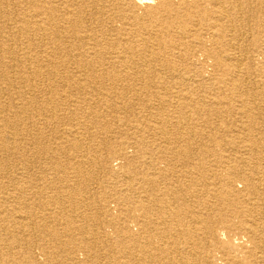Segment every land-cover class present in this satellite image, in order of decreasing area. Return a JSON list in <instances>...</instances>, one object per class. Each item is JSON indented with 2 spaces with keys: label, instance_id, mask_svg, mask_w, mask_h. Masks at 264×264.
I'll list each match as a JSON object with an SVG mask.
<instances>
[{
  "label": "rangeland",
  "instance_id": "rangeland-1",
  "mask_svg": "<svg viewBox=\"0 0 264 264\" xmlns=\"http://www.w3.org/2000/svg\"><path fill=\"white\" fill-rule=\"evenodd\" d=\"M2 1L0 116L4 117L1 120L4 119L5 122L0 120V204L1 209L9 212H33L34 218L23 219L26 230L11 221V233L1 231L5 244L0 246V264L128 262L125 250L131 251L137 246H133L135 242L131 238L122 235L121 238L120 231L130 229L128 232L137 233L134 223L136 216L140 214V207H134L125 200L134 195L140 198L144 195L146 182L143 178L146 176L145 170L150 157L155 162L161 161L159 168L165 169V174L158 179L155 192L164 194L165 189L173 183L168 177L177 175L175 178L180 184H187V190L184 191L186 202L197 213L205 209V204L199 197L207 198L208 195V183L198 177V172L202 174L209 168L218 167L216 155L243 156L245 160L233 165L241 167L249 166L257 160L259 165H252L256 170L264 172V0H228L227 10L240 9L243 18L250 23L232 32L234 37L230 40V45H226L227 54L222 62L214 56H208L207 50H203L201 46L192 47L184 56L168 58L173 51L182 49V38L188 39L184 35V28L177 23L181 13L176 11L167 13L169 18L177 20L172 26L163 24L158 27L160 22L155 21L148 23L150 27L138 31H133L129 25L113 28L110 23H93L95 30L104 36L100 45L95 48L96 58L100 67L111 71L109 74L100 70L91 73L89 64L95 62L89 58H84L88 61L83 62L80 58L77 60V57L69 61L68 72L61 74L55 71L54 62L48 58L50 46L41 48L37 42L36 0ZM124 1L133 4V0ZM173 2L178 4L179 0ZM199 3V7L194 9L197 10V16H200L202 10H222L219 0H199ZM112 10L113 15L117 16L119 11H128L129 8L127 5H119ZM204 28L200 30L204 45L210 48L216 46L212 36ZM112 34L136 37L137 59L133 56L132 60L125 59L128 57L127 53L124 54L126 46L123 43H111L108 38ZM106 36L108 37L105 39ZM73 41L74 46L80 45L78 40ZM158 43L162 47L156 50H161L162 55L153 53L148 56L149 52L145 53L147 48L154 52L155 44ZM244 54L249 60L237 64L235 57L245 59ZM230 68L231 73L235 71L241 75L233 89L220 90L217 89L218 83L213 85L208 81L212 76L222 78L230 84L227 73ZM165 81L167 82L164 83ZM46 99L50 102L54 99L55 102L49 104ZM153 106L155 109H152ZM182 111L185 112L184 118L181 116ZM251 141L259 142L257 151L252 150ZM210 153L211 162L209 159H197L208 158ZM177 154L194 158L193 164L190 162L189 166V159H179L175 165ZM182 162L187 163L189 170H194L191 172V183L185 181L184 175L179 171L186 169ZM167 163L175 166L176 171H169ZM100 164L105 168H101ZM134 178L136 186L141 181L138 189L131 188L132 185L129 184L130 179ZM75 190L80 194H76ZM7 195L11 196L10 199L4 200L1 197ZM5 216L6 214H1L0 218ZM116 217L119 221H113ZM6 221L0 222L6 224ZM231 221L234 222L232 225L222 224L220 239L232 242L240 257H243L247 253L240 250V244H244L246 248L253 244L247 236L239 239L244 234L236 226L237 222L234 219ZM186 224L184 232L191 231L192 236L186 235L187 237L179 240L180 249L173 253V257L179 260L183 256V249L188 252L193 249L192 255H188V263L205 264L202 256L210 242L205 240L203 228H199L190 215ZM140 241L144 243L146 239L141 238ZM152 241H159V245L171 242L170 239L155 238ZM161 256L157 255L158 259ZM114 259L118 261H113Z\"/></svg>",
  "mask_w": 264,
  "mask_h": 264
},
{
  "label": "bare ground",
  "instance_id": "bare-ground-1",
  "mask_svg": "<svg viewBox=\"0 0 264 264\" xmlns=\"http://www.w3.org/2000/svg\"><path fill=\"white\" fill-rule=\"evenodd\" d=\"M12 1H14V0H12ZM219 1L221 3L222 10H211L210 12L202 10V11H200V16H197V13H196L197 10H194V9L199 7V4H200L199 0H179L178 4L173 2V0H133L132 1L133 4H127L124 0H36V17H38V19L36 20V29L38 32L37 33V42L41 48L43 46L44 47L50 46L51 50L48 52V58L54 62V66H56V67H54L55 71H58L61 74L69 71L70 66L68 65V63L73 57H77V60H79V58H80V59L84 60L83 62L88 61V60H85L84 58H89L92 61H94L96 64L93 62H91V64H89V71L93 74L95 72H98V70H100L102 73L109 74L111 71L109 69L100 67V65L98 64L99 60L96 58L97 53L95 51L96 50L95 48H97L100 45L99 43H101L102 38L104 39V36L100 35L95 30V27L92 26L93 23L94 24L95 23H97V24L110 23L113 28H115L116 26H121V25H123V26L129 25V26H131V29L133 31H138V30L146 29V28L150 27L148 23L149 22H155V21L160 22V24H158V27H159V25L163 26V24H166L168 26H172L175 23V21H177V20H175V18H169V15H167V13H171V11H176L177 13H181L180 17L178 18L177 23L179 24V26H182L184 28V30H183V32L185 31L184 35L188 39L183 40V38H182L181 39L182 49H180V51H177V52L173 51L172 53H170L168 58L184 56L186 54V52H189L190 50H192V47L201 46V48L203 50L204 49L207 50V51L206 50L205 51H206V54L208 56H214V58H216L220 62H222L225 59L226 54H227V50H226L227 46L226 45L229 46L230 45L229 43H231L230 40L231 39L233 40L234 34L232 32L234 30L239 29L240 27L242 28V27L248 26L247 23H250V22H247V19L243 18V13H240L241 12L240 9H239V11L238 10H236V11L227 10L228 3H229L228 0H219ZM0 2H3V1L0 0ZM238 4H240V3H238ZM25 5H27V4H25ZM119 5H122V6L127 5L129 10L128 11L121 10L117 13V16H114L113 15L114 10L111 11V9L114 6H119ZM238 6H240V5H238ZM241 6H242V4H241ZM141 10H143V13ZM110 11H111V13H110ZM0 15H1V13H0ZM244 17H247V16L244 15ZM248 17L250 18L251 16H248ZM258 21L261 22V20H258ZM187 26H189V27L186 28ZM202 27H205L204 29L207 31V33L212 36V40H214V43L216 44V46L210 48V46L207 47L206 45H204L203 36L201 34V31H200L202 29ZM259 27H260V25H259ZM249 29H250V27H249ZM262 30H263V28H262ZM239 32L240 31H238V33ZM116 33H118V32H116ZM243 33L245 34L244 31H243ZM155 34L157 35V33H155ZM105 35H108V34L105 33ZM146 36H147V34H146ZM107 37L108 36H106L105 39ZM112 37H114V38H112ZM240 38H242V37H240ZM74 39H76L80 42L79 46H74V43H73ZM108 39L113 44H117V43L122 44L123 43L126 46V49L123 48L125 50L124 54H126V53L128 54V57L125 59H131L132 60L131 56H133L134 59L136 58V55L138 53V49L136 51V47H135L136 46V41H135L136 37H134V36L129 37L127 34H125L123 36H121L119 34H112V36L109 37ZM164 40H166V39H164ZM241 40H243V39H241ZM146 42H147V40H146ZM154 42H155V40H154ZM155 45H156L155 46L156 48H154V50H153L154 52H152L151 50L148 51V48L145 51L146 54L149 52L148 56H152L153 53H155L156 55H162L161 50H159V52H157V50H156V49H160L162 47L161 43H158ZM183 46H184V48H183ZM142 51H144V50H142ZM42 52H43V50H42ZM98 53H101V52H98ZM244 56H245V54H244ZM244 56H242V57H244ZM238 57L239 56L235 57L237 64H239V62H241V61H242L241 63H243V61L249 60L247 55L245 56L246 60L243 58L237 59ZM83 65H85V63ZM38 67H39V65H38ZM141 70H143V69H141ZM200 71H201V69H200ZM230 71H231V68L227 70V73H228L229 78L231 80L230 84L226 83V81H223L222 78H216V77H212V76H210V78H208V81L213 83V85L215 83H218L217 89H220V90H227V88L233 89L232 87L235 85V82L238 80V77H241V75L237 74L235 71H232V73ZM38 72H40V70H38ZM91 78H93V77H91ZM153 82H154V80H153ZM166 82L167 81H165L164 83H166ZM153 84H155V83H153ZM157 87H158V85H157ZM160 87H162V86H160ZM134 88H136V87H134ZM147 88H148V86H147ZM147 88H145V89L148 90ZM127 89L128 88H126V90ZM146 90H145V92H146ZM193 92H196V91H193ZM137 93H138V91H137ZM137 93L135 92V94H137ZM149 93L150 92H148V94ZM137 96H139V94ZM154 96H156V95H154ZM51 97H52V95H51ZM48 99H46V100L48 101ZM48 102L50 104L52 102H55V100L52 99V102H50V101H48ZM178 103L180 104V102H178ZM49 104H48V106H49ZM165 104H166V102H165ZM167 104H169V103L167 102ZM151 105H153V104H151ZM201 105H202V101H201ZM181 106L183 107L184 105H181ZM198 107L200 108V104H198ZM149 108H151V107H149ZM153 108H154V106L152 107V109ZM6 111H7V109H6ZM0 113H2V112H0ZM155 113H157V112H155ZM182 113H183V111H182ZM184 113H183V115H181V116H183V118L185 116ZM150 115H151V112H150L149 116ZM247 115L250 119H252L250 114L247 113ZM154 117L155 116H151V118H154ZM171 117H173V116H171ZM1 118H4V117L0 116V120H1ZM157 119L161 120V121L163 120V119H159V118H157ZM167 119H168V117H167ZM174 119H172V120H174ZM1 121L5 122L4 119H2ZM172 124H174V123H172ZM186 124H187V122H186ZM153 125H154V123H153ZM177 125H178V127H180L179 124H177ZM157 129H159V128H157ZM155 130L156 129L154 128V131ZM183 130H184V128H183ZM192 137H193V135H192ZM166 141L169 143L168 140H166ZM178 143H181V142H178ZM251 144H252V150L257 151V148H259V142L251 141ZM177 145H179V144H177ZM59 146H61V145H59ZM7 148H9V147H7ZM11 148H13V147H11ZM179 149H180V147H179ZM8 150H7V152H8ZM100 152L101 151H99V153ZM213 155L215 156V154H213ZM150 156H151V153H150ZM177 156H178V158L177 157L175 158V159H177L176 162L174 163L175 165H176V163H178L177 161H179V159H181V160L186 159V161H187V159H189V166H190V162L191 163L194 162V158L190 159L189 155H184L181 157L180 154H177ZM210 156H211V153L209 154L208 158L207 157H203V158L197 157V159L198 160L201 159L202 161H206L207 159H209V161L211 162L212 159ZM245 159L243 156H241V157H239V156L227 157L225 155L218 154L215 156V160L219 162L218 167L209 168L206 170V173L200 174L198 172V177H201L202 179H204L205 182L208 183V192H207L208 195H207V198H204L202 196L199 197L200 200H203V204H205V206H204L205 209L203 212L201 210L199 213H197L196 211H193L192 205L188 204L186 202L187 199L185 197L184 191L186 192V190H187V187H186L187 184H184V183L180 184L179 181L175 178L177 175L175 176L173 174V175H171L170 178L168 177V180L172 179L170 181L173 183H170L168 188L165 189V193H164L165 195L161 194V193H157L158 191L155 192V190H157L156 187H158V183H159L158 179L163 174H165V171H164L165 169L162 170L159 168V163L161 161L155 162V160L151 159V157H150V160L148 161L147 166H146V170H145L146 176L143 178V179H145V182H146L145 185L143 184L145 186L144 191L142 190L144 192V195H142L141 198L134 195L132 198L125 200V202L129 201L128 203L132 204V206H134V207L135 206L140 207V210H138L140 214H139V216L138 215L136 216L137 220L134 223V225L137 227L136 228L137 233L133 234V233L128 232L130 229H128V231L121 229V231H120V236L122 235L123 237L131 238V240H133L135 242L133 244V246H135V244H136L137 248L130 251L126 247L129 250V251L125 250V252H127L126 254L128 255V259H129L128 262L125 263L121 260L118 261L117 259H114L113 261H118L119 262V263L117 262L118 264H130V262H131V264H158V263H160V264L161 263L162 264H190V263H188V261H189L188 255H192L191 253H192L193 249L192 250L190 249L191 252H190V250L188 252V250L183 249L182 250L183 256L181 259L179 258V260H176L173 257V253L178 252V249H180V248H178L179 240L182 239L183 237H185L186 235L192 236L191 231H188V232L186 231V233L184 232L185 227L187 225L186 222H187L188 217L190 215L191 218L194 219L197 226L199 228L200 227L203 228L205 240L210 242L209 248L206 250V253L203 252L204 254L202 256L203 259H205V261H203L205 264H264V172L256 170L254 168V166L252 165L254 163L256 166H258L259 162L257 160H254L251 165L246 166V167L233 166L234 163L237 162L239 164L240 162H242ZM172 161H174V160H172ZM71 163H73V162H71ZM101 165H103V164L99 165L101 168H105L104 166H101ZM168 165H169V167H168L169 171L174 170L175 166H172L170 164H168ZM183 165H186V169H180L179 171H180V173H182L184 175L185 181H187L188 183H191L192 182V180L190 178V177H192L191 172L194 170H192L191 167H190L191 170H189L187 163L186 164L183 163ZM174 171H176V170H174ZM84 177H85V175H84ZM132 178H133V175H132ZM130 181L131 182H129V184L132 185L131 188L138 189V185L140 184L141 181L139 183L137 182V186L134 183L135 178L132 180L130 179ZM20 182H21V180H20ZM162 186H163V184H162ZM79 188H80V186H79ZM21 189H23V188H21ZM139 189H141V188H139ZM88 190H89V188H88ZM76 191L77 190H75V192ZM76 194H80L79 191L76 192ZM90 195H92V194H90ZM1 197L5 200L6 198L10 199L11 196L7 195V196H1ZM89 199L91 200V198H89ZM1 208L2 207L0 204V216H1V214H6V216L4 218H0V221H2V220H4V221L7 220V221H6V224H2L0 222V246L5 244L4 243L5 240L3 238L4 234L1 231H6V233L10 234L11 232L9 230V223H11V221L15 225L18 224L21 229L26 230L25 229L26 223H25V220H23V219L31 220L32 218H34V214H32L33 212L32 213L27 212L26 214H20V212H17V211L9 212L6 209L3 210ZM134 210H136V209L134 208ZM192 212H194V213H192ZM89 217H91V216H89ZM231 219H234L237 222L236 226L242 231V234H244V236L239 237V239H242L243 237L247 236L249 239V242H251L253 244V245H251L250 248L249 247L246 248L244 246V244H240V250L243 253L244 252L247 253L243 257H240V255L238 254V252L235 249V246L233 245L232 242H228V241L220 239V231H221L222 224L225 225V224L229 223L230 225H232L234 222H232ZM8 220H10V221H8ZM113 221H119V218L116 217L113 219ZM83 224L84 223H82V225ZM63 225H64V223H63ZM99 230H101V229H99ZM126 232L128 234H124ZM98 235H100V234H98ZM122 236H121V238H122ZM141 238L146 239V242H144V243H141V241L139 242V239H141ZM154 238L157 240H162V239L169 240L170 239L171 242H169V243L167 242L168 243L167 245H165V244L159 245L160 244L159 241H157V242L152 241ZM104 243L106 245V242H104ZM96 244H98V243L96 242ZM9 245L12 246L11 243H9ZM194 245H196V243H194ZM111 247H112V245H111ZM245 249H246V251H245ZM113 250H115V249H113ZM194 250H196V249H194ZM97 251L98 250H96V252ZM91 254H93V252ZM157 255H162V256H161V258L158 259L159 256L157 257ZM205 255H206V258H204ZM50 259L54 260V259H52V257H50Z\"/></svg>",
  "mask_w": 264,
  "mask_h": 264
}]
</instances>
